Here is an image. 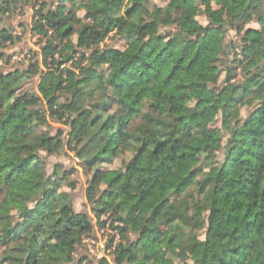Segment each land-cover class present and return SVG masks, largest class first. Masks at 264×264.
Wrapping results in <instances>:
<instances>
[{
	"label": "clouds",
	"instance_id": "clouds-1",
	"mask_svg": "<svg viewBox=\"0 0 264 264\" xmlns=\"http://www.w3.org/2000/svg\"><path fill=\"white\" fill-rule=\"evenodd\" d=\"M0 264H264V0H0Z\"/></svg>",
	"mask_w": 264,
	"mask_h": 264
},
{
	"label": "trees",
	"instance_id": "trees-1",
	"mask_svg": "<svg viewBox=\"0 0 264 264\" xmlns=\"http://www.w3.org/2000/svg\"><path fill=\"white\" fill-rule=\"evenodd\" d=\"M171 67H172L173 70L175 69V65L174 64ZM253 147L255 148V146H253ZM147 166H148V162L146 161L145 162V167H147ZM145 178L147 179V177H145ZM164 179H165V182L166 183H172V182H174V178L171 177V176L165 177ZM147 199L150 200L151 199V196L147 197ZM229 211H231V207L229 208Z\"/></svg>",
	"mask_w": 264,
	"mask_h": 264
}]
</instances>
